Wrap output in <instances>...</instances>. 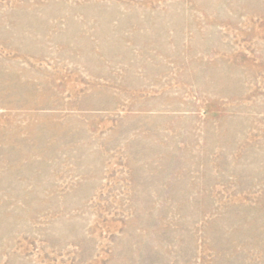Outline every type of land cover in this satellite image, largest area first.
I'll return each instance as SVG.
<instances>
[{"label":"rangeland","instance_id":"obj_1","mask_svg":"<svg viewBox=\"0 0 264 264\" xmlns=\"http://www.w3.org/2000/svg\"><path fill=\"white\" fill-rule=\"evenodd\" d=\"M0 264H264V0H0Z\"/></svg>","mask_w":264,"mask_h":264}]
</instances>
